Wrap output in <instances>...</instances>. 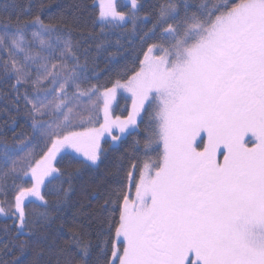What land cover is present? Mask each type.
<instances>
[{"label":"snow or ice","instance_id":"6c2138e0","mask_svg":"<svg viewBox=\"0 0 264 264\" xmlns=\"http://www.w3.org/2000/svg\"><path fill=\"white\" fill-rule=\"evenodd\" d=\"M96 7L101 32L130 21L137 36L103 74L91 34L71 36L79 18L69 27L45 0L0 5V79L30 130L0 145V215L14 233L0 264L33 249L30 264L46 252L54 264H264V0ZM110 150L101 211L69 217L76 182Z\"/></svg>","mask_w":264,"mask_h":264},{"label":"trees","instance_id":"16d2710c","mask_svg":"<svg viewBox=\"0 0 264 264\" xmlns=\"http://www.w3.org/2000/svg\"><path fill=\"white\" fill-rule=\"evenodd\" d=\"M122 0H119L121 2ZM39 0H0V5L9 4L10 10L15 12H22L30 4H37ZM155 0H144L145 9L150 8L154 4ZM195 2V0H191ZM235 2V0H231ZM85 4L89 7L85 10ZM95 0H45L44 12L48 15H61L69 21V27L72 25L74 18H79L78 29L71 31V36L76 38L81 35V30L91 34V51L92 58L96 60L98 64V71L103 74L109 67L114 70H118L121 65H108L107 60L112 59L108 52H115L120 47L121 53L118 54L115 59H121L124 55L131 53L132 47L136 45L137 36L131 30V22L129 21L125 30H111L105 28L101 32L99 24L95 23V16L99 12V8L96 7ZM95 8V11L92 9ZM141 22L138 21V25ZM30 39V34L29 37ZM119 41V44H117ZM101 44L102 47L97 49L96 45ZM107 49V51H106ZM123 63V61L121 62ZM106 79V78H105ZM103 82V80L101 81ZM12 92L9 88L8 83L0 79V145L7 144L13 145L14 138L21 134H25V138L30 134L28 124L25 122L26 117L23 111H17V107L13 102ZM130 100L120 96L117 99V103L114 107L115 115H126L125 110H130ZM19 144V141L15 142ZM107 147V145H105ZM118 148V145H113V149ZM119 153L110 150L107 158L102 160L99 167L85 170L82 177L76 182V189L72 196L71 204L68 207L66 215H71L77 211L80 204L91 205V211L99 214L101 211L100 205L102 204L101 194L95 189V185L101 182H107L111 180L112 173L115 171V165L117 164L116 156ZM66 163V162H65ZM12 221L10 218L0 215V244L11 241L13 232H11ZM5 229H9L8 232ZM63 238H67V230H62L60 233ZM23 239V237H21ZM63 239H61V244ZM35 249L25 250L21 253L19 250L16 251V257H19L23 264H30L33 256L35 255ZM92 260L95 261V255ZM52 261L54 264V254L46 252L43 257V264H49Z\"/></svg>","mask_w":264,"mask_h":264},{"label":"rangeland","instance_id":"374dc122","mask_svg":"<svg viewBox=\"0 0 264 264\" xmlns=\"http://www.w3.org/2000/svg\"><path fill=\"white\" fill-rule=\"evenodd\" d=\"M99 3H100V0H95V4H96L97 6L99 5ZM126 3H127V0H122V1L120 2L121 5H124V4H126ZM120 96H123V97L127 98V94H126V93L118 94V95H117V98L112 102L113 109H114V107H115V105H116V103H117V99H118ZM127 99H128V98H127ZM220 160H221V162H222V157L220 158Z\"/></svg>","mask_w":264,"mask_h":264}]
</instances>
